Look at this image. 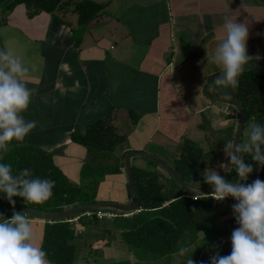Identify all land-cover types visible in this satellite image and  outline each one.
Listing matches in <instances>:
<instances>
[{
  "label": "crops",
  "instance_id": "obj_1",
  "mask_svg": "<svg viewBox=\"0 0 264 264\" xmlns=\"http://www.w3.org/2000/svg\"><path fill=\"white\" fill-rule=\"evenodd\" d=\"M98 4L105 5L104 9L85 26L72 11L75 6L70 11L77 16L75 20L66 18L64 22L48 13L28 18L25 7L19 6L0 24V49L21 44L23 53L10 50L12 54L31 69L37 59L39 68L27 73L32 94L22 113L25 120L35 121V127L22 142H13L51 153L57 167L78 183L87 150L74 143L72 136L84 134L98 120H112L126 136L129 153L161 159V151L169 158L177 155L165 160L171 164L185 142H194L212 152L208 169L229 180L231 168L224 143L234 142L239 113L208 97L210 80L219 73L211 65L203 71L205 56L222 36L223 17L228 15L249 22V65L264 62V0H112ZM64 12L68 14V10ZM131 112L138 115L136 123ZM245 130L246 125L241 144L246 140ZM149 162L137 158L132 166L146 171L153 168ZM254 175L264 181V168ZM129 201L125 169L107 176L100 185L98 203L124 205ZM232 205L214 201L212 230L187 239L183 248L160 258L151 253L156 257L139 261L136 250L125 247L121 232L118 245L88 234L77 264H184L190 251L194 264H209L213 254L225 256L231 251V233L238 227ZM29 220L41 244L46 221Z\"/></svg>",
  "mask_w": 264,
  "mask_h": 264
},
{
  "label": "trees",
  "instance_id": "obj_2",
  "mask_svg": "<svg viewBox=\"0 0 264 264\" xmlns=\"http://www.w3.org/2000/svg\"><path fill=\"white\" fill-rule=\"evenodd\" d=\"M62 1L0 0V19H7L19 6L25 7L28 18L42 13L54 15L60 5L72 6L71 1L65 0L64 4ZM74 6L82 26L95 21L105 7L93 1L79 2ZM213 90L215 95L234 99L243 105L247 114L246 126L264 123V69L242 73L235 91L217 84ZM130 117L134 123L137 122L138 115L131 112ZM72 140L87 150L78 183L72 182L57 167L51 153L12 142L4 162L11 165L13 175L27 168L32 177L55 182L52 197L43 204L23 203L20 198L14 200L32 211L44 214L62 213L98 203L99 188L105 178L121 174L125 169L124 160L129 153L125 150L127 138L119 133L112 120H98L88 126L84 134L73 135ZM213 158L212 152L205 151L194 142H185L181 154L170 165L189 187L204 190L209 186L203 183L201 174L209 168ZM151 166L153 168L146 171L133 168L137 190L136 211L140 212L128 218L116 212L118 216L110 221L97 219V211L91 212V216L85 214L68 220L46 221L41 245L48 261L51 264H77L83 248L80 241L89 228L88 234H105L109 238L108 244L114 237L111 232L120 230L128 249L162 256L175 252L183 239H196L200 233L212 230L214 200L206 196L194 200L169 174L164 175L157 164L151 162ZM257 169L254 165L252 173L256 174ZM233 179L236 177L231 169L228 181ZM13 212L19 211L0 200V215L10 218ZM76 218L77 223L69 222ZM77 224L82 230H78L80 233L77 232Z\"/></svg>",
  "mask_w": 264,
  "mask_h": 264
},
{
  "label": "clouds",
  "instance_id": "obj_3",
  "mask_svg": "<svg viewBox=\"0 0 264 264\" xmlns=\"http://www.w3.org/2000/svg\"><path fill=\"white\" fill-rule=\"evenodd\" d=\"M248 29L249 22L245 20L223 17V34L211 52L206 51L203 69L211 65L218 71L215 84L232 91L238 88L239 78L252 59L247 54ZM28 72L19 56L0 49V194L10 205L15 204L13 198L43 204L52 197L55 183L32 177L27 168L13 175L11 165L4 162L12 142H22L35 127V121L25 120L22 115L32 94L27 86ZM224 154L236 179L228 181L214 169H205L201 176L210 187V198L223 201L231 197L235 201L231 210L238 227L231 233L230 253L213 254L209 264H264V181L255 179L246 183L254 165L264 168V123H250L242 144L231 140L224 143ZM220 168L225 165L221 163ZM22 213L13 212L10 218L0 215V264H49L32 223ZM184 251L181 249L180 254L184 255ZM184 264H194L192 256Z\"/></svg>",
  "mask_w": 264,
  "mask_h": 264
},
{
  "label": "water",
  "instance_id": "obj_4",
  "mask_svg": "<svg viewBox=\"0 0 264 264\" xmlns=\"http://www.w3.org/2000/svg\"><path fill=\"white\" fill-rule=\"evenodd\" d=\"M257 69H264V62L245 66L244 72H249V71L257 70ZM217 76L213 77L210 80V83L207 87L206 93H207L208 97L211 98L212 100H214L215 102H218V103L223 104V105L231 106L238 111L239 121H238V127H237L236 134H235L234 143L235 142L241 143L242 137H243V132H244L246 121H247L246 111L240 102H238L234 99H231V98L217 96L213 93L212 89L215 86L214 81H215ZM137 158H141V159H145V160L154 162L155 164L160 166L189 195L197 196V197L209 196L210 188L204 189V190H196V189L192 190V189H190L191 187H189L186 184V182L173 169V167L170 164H168L167 162H165L164 160H162L161 158L150 155V154H145L142 152H130L126 155L125 160H124V167H125V172H126V175L128 178V188H129V194H130V201L127 204L121 205V204L101 202V203H96V204L81 207V208L68 210V211H65L62 213L44 214V213L32 211L16 200H14L15 201L14 205H10L8 200L4 197L3 194H0V200L8 203L16 211L23 212L22 214H24L27 217H31L33 219L42 220V221L68 220L71 218H75L78 216H82V215H85V214H88L91 212L100 211V210H112V211H116L119 213H134L136 211V208H137V204H136L137 190H136V184H135V180H134V176H133L132 160L137 159ZM248 179L252 183L255 179H257V177L253 173H251V174H249Z\"/></svg>",
  "mask_w": 264,
  "mask_h": 264
},
{
  "label": "rangeland",
  "instance_id": "obj_5",
  "mask_svg": "<svg viewBox=\"0 0 264 264\" xmlns=\"http://www.w3.org/2000/svg\"><path fill=\"white\" fill-rule=\"evenodd\" d=\"M68 1H71L72 2V6H74L76 3H79V2H83V1H93V2H96V3H105V2H107V1H112V0H68ZM121 1V0H120ZM65 3V0H63L62 1V4H64ZM63 5H60V9L59 10H62V11H60V12H58V11H56L55 12V15L56 16H58V17H60V19H64L63 21L65 22V20H66V18H68V19H73V20H75V18L77 17L75 14H72L70 11H71V7H67V8H64V7H62ZM71 6V5H70ZM2 9V6H0V10ZM65 10H68V14L67 13H65L64 11ZM74 9L72 8V11H73ZM70 12V13H69ZM7 20L5 19V18H2V19H0V24H4L5 22H6ZM8 31V30H7ZM1 32H3V30H1ZM103 36L105 35L104 33L102 34ZM101 36V35H100ZM22 37V36H21ZM102 37V36H101ZM32 45H33V47L35 46V44L34 43H31ZM36 45H38V44H36ZM23 46L21 45V44H17V43H14V44H12L11 45V51L12 52H20V53H23V50L21 49ZM7 48V47H6ZM33 52V51H32ZM34 53V52H33ZM28 55H30V53H28ZM30 57V56H29ZM33 58H34V56H33ZM25 59V58H24ZM39 59V58H38ZM24 62V61H23ZM33 62V64L32 65H34L33 67V69H31L28 65H26L25 63V65L29 68V71L30 70H35V68L37 67V63H38V61H37V59H36V61H32ZM31 62V63H32ZM39 70V68L37 67L36 68V70ZM249 125V124H248ZM248 125L246 126V130H245V137L244 138H246V132H247V128H248ZM245 141V140H244ZM150 151H152L153 152V150H150ZM166 153L167 152H162L161 151V153H160V156H162V159L165 161H167L168 159H171V158H174V157H176L177 155H171V157L169 158V154H167L166 155ZM160 158V157H159ZM149 164H151V162H149ZM79 165H77V169H79V167H78ZM76 169V170H77ZM163 170V173L165 172V174H168L164 169H162ZM89 228V227H88ZM90 230V228L89 229H87L86 231H85V234H87L88 235V233L90 232L89 231ZM113 231H116V232H114V237H113V240H112V242H109L110 244H112V243H116L117 245L118 244H120L119 242H120V236H119V233L120 232H122V231H120V230H113ZM85 234H84V237L82 238V240L80 241L81 242V244H82V246L84 245V243H86V240H87V235L85 236ZM99 237H100V239L101 240H104V241H102L103 243H105L107 240H109V238L108 237H106L105 235L104 236H101V233L99 234ZM103 238V239H102ZM99 239V240H100ZM101 240H100V242H101ZM188 240H190V238H188ZM108 242V241H107ZM186 245V239H183L181 242H180V246L179 247H181L182 246V248L184 247ZM125 247H126V245H125ZM106 248H108V246H106ZM124 248V247H123ZM127 248V247H126ZM191 252V251H190ZM189 252V253H190ZM189 253H187L188 255H189ZM136 254H138V255H136V257L138 258V260L139 261H142V259H146V258H148V257H156V255L155 254H151V253H142V251L141 250H136ZM186 254V255H187ZM163 255V254H162ZM161 255V256H162ZM188 255L186 256V258L188 257ZM191 255V254H190ZM190 255H189V257H190ZM159 254H158V258H160L161 257ZM156 260V259H155Z\"/></svg>",
  "mask_w": 264,
  "mask_h": 264
},
{
  "label": "built area",
  "instance_id": "obj_6",
  "mask_svg": "<svg viewBox=\"0 0 264 264\" xmlns=\"http://www.w3.org/2000/svg\"><path fill=\"white\" fill-rule=\"evenodd\" d=\"M229 114H230V116L233 117V118H238V114L235 113V112H230ZM262 170H263V168L258 167L257 172L260 173V172H262ZM206 197H209V198H210V195H209V196H206ZM197 198H200V197L193 196V199H194V200H197ZM211 199H212V198H211ZM213 200H214V199H213ZM214 201H217V200H214ZM221 202L229 203V204H230V203H231V204H234V203H235V201H234L231 197H227V198H225V199H224L223 201H221ZM138 212H140V211L137 210V211H135L134 213H138ZM134 213H122V214H123V217L128 218V217L132 216ZM87 215L91 216L90 213H88ZM95 216H96L97 219H99V220H104V219H106V220H112V219L116 218V217L118 216V214H116V213H112V212H107V211L100 210V211H97V212H96ZM77 221H78V218L73 219V220H70L69 222L74 223V222H77ZM76 229H77V232L80 233V231H78V230H79V229H78V225H77Z\"/></svg>",
  "mask_w": 264,
  "mask_h": 264
}]
</instances>
